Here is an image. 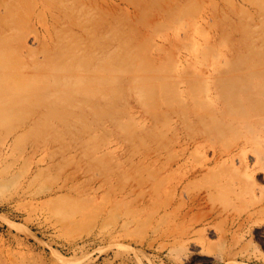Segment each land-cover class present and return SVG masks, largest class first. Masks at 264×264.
I'll list each match as a JSON object with an SVG mask.
<instances>
[{"label":"rangeland","instance_id":"obj_1","mask_svg":"<svg viewBox=\"0 0 264 264\" xmlns=\"http://www.w3.org/2000/svg\"><path fill=\"white\" fill-rule=\"evenodd\" d=\"M0 87V264H264V0H0Z\"/></svg>","mask_w":264,"mask_h":264},{"label":"bare ground","instance_id":"obj_2","mask_svg":"<svg viewBox=\"0 0 264 264\" xmlns=\"http://www.w3.org/2000/svg\"><path fill=\"white\" fill-rule=\"evenodd\" d=\"M4 97L5 96V91L4 90H2V88L0 87V97ZM190 175V174H189Z\"/></svg>","mask_w":264,"mask_h":264}]
</instances>
